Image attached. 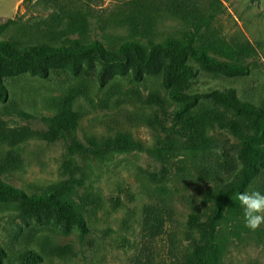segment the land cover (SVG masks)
Here are the masks:
<instances>
[{"label":"rangeland","instance_id":"374dc122","mask_svg":"<svg viewBox=\"0 0 264 264\" xmlns=\"http://www.w3.org/2000/svg\"><path fill=\"white\" fill-rule=\"evenodd\" d=\"M124 1L93 0L89 2L95 10L92 17L52 22L55 8L45 0H0V23L20 17L19 23L0 31V39L22 46L97 38L114 48L129 39L147 44L150 40L184 39L190 32L187 24L163 11L151 22L99 21L100 15L107 16ZM220 1L223 7L205 34L222 38L235 49L249 47L244 62L250 73L226 77L199 71L195 89L206 92L233 87L241 99L264 105V0ZM61 2L71 8H86L88 3ZM46 31L57 36L55 41L49 33L39 34ZM97 68L84 69L78 75L56 68L47 77L24 73L5 78L8 100L0 102V180L29 194L43 193L65 181H79L64 197L81 211L89 228L85 235L76 230L66 235L51 223L23 221L15 213L16 206L0 203V244L6 250L7 264H23L19 251L24 246L43 256L37 264H131L142 245L144 210L161 202L173 208L174 222L166 230L175 231L176 253L183 256L190 239L198 236L189 232V214L198 212L206 218L212 210L205 201L218 184L210 171L222 149L188 148V135L175 115L178 104L169 97L160 75L135 81L127 74L100 85ZM68 99L77 127L68 141H49L44 135L49 129L45 118L55 115ZM208 135L230 144L237 141L215 121L209 122ZM119 137L139 142L143 148L95 154H70L67 149L72 140L87 145L93 139L104 144ZM228 156L236 162L234 149ZM219 233L227 244L226 263L264 264V225L256 231H240L223 222ZM238 233L241 237H235ZM170 248L168 233L149 245L159 264L172 262Z\"/></svg>","mask_w":264,"mask_h":264},{"label":"trees","instance_id":"16d2710c","mask_svg":"<svg viewBox=\"0 0 264 264\" xmlns=\"http://www.w3.org/2000/svg\"><path fill=\"white\" fill-rule=\"evenodd\" d=\"M86 1V8H71L61 0H45L46 4L51 3L55 8L50 21L92 17L95 10L89 2L93 0ZM222 5L220 0H125L118 5V9L103 18L100 15L99 18V21L109 24L140 19L151 22L152 17L163 11L190 27V32L184 39L150 40L147 44L129 39L114 48L107 47L97 38L88 41L74 39L61 44L32 43L22 46L0 39V102L8 100L5 78L24 73L47 77L52 69L62 68L72 75H78L84 69L98 67L96 80L100 85L107 84L116 76L127 74L135 81H141L148 75H160L169 97L178 104L175 115L188 135V148L193 151H205L211 147L222 149L219 158L215 160L216 167L210 171L218 184L205 201L211 204L212 210L206 218L198 212H191L187 219L189 232L198 234L189 238L188 251L183 256L178 255L175 231L166 230L174 222L172 206L164 202L151 204L144 210L142 245L136 251L131 264H159L156 263L152 251H149V245L165 233L169 234L171 246L168 251L172 254L170 264H241L225 262L227 244L219 236V226L227 222L240 231L246 230L242 210L235 197L239 193L254 190L264 193V105L241 99L233 87L206 92L195 89L199 71L226 77L245 76L250 73L249 65L244 62L245 57L250 55L249 47L235 49L224 39L205 34L213 25ZM19 22L20 17L9 18L0 23V31H5ZM45 33L51 32L39 34ZM50 36L53 38L51 34ZM56 37L52 40L55 41ZM45 121L49 125L44 134L47 140L68 141V136L77 127L71 100L63 101L57 113L46 117ZM212 121L221 129L228 130L237 140L236 143L230 144L229 140L210 137L208 124ZM117 148L142 149L143 145L126 137L104 144H98L93 139L87 145L77 140L67 144L70 154H95ZM232 149L236 153L235 163L228 156ZM74 185H80V182L69 180L43 193L29 194L0 180V203L16 206L15 213L23 221L51 223L58 226L63 234L68 235L76 230L85 235L89 230L85 217L64 197V193L70 191ZM235 237H241V234L238 233ZM6 255V250L0 244V264H7ZM19 258L23 264L43 261L40 253L25 246L20 249Z\"/></svg>","mask_w":264,"mask_h":264},{"label":"clouds","instance_id":"9594fccd","mask_svg":"<svg viewBox=\"0 0 264 264\" xmlns=\"http://www.w3.org/2000/svg\"><path fill=\"white\" fill-rule=\"evenodd\" d=\"M235 199L239 201L246 228L256 231L264 225V193L259 190L242 192Z\"/></svg>","mask_w":264,"mask_h":264}]
</instances>
